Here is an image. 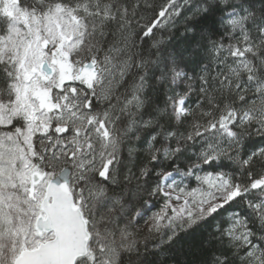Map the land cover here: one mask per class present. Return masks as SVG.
<instances>
[{
	"label": "snow or ice",
	"instance_id": "obj_1",
	"mask_svg": "<svg viewBox=\"0 0 264 264\" xmlns=\"http://www.w3.org/2000/svg\"><path fill=\"white\" fill-rule=\"evenodd\" d=\"M196 233L189 264H264V0H0V264Z\"/></svg>",
	"mask_w": 264,
	"mask_h": 264
},
{
	"label": "trees",
	"instance_id": "obj_2",
	"mask_svg": "<svg viewBox=\"0 0 264 264\" xmlns=\"http://www.w3.org/2000/svg\"><path fill=\"white\" fill-rule=\"evenodd\" d=\"M183 27V24H178L176 29L172 31L171 39L174 44L179 45L183 42ZM177 179L179 180V177H177ZM185 183H187V181H185ZM162 205V199L153 198L150 202L151 212L144 217V220H148L153 213L159 211ZM141 227H145L143 221H141ZM200 238V233H196L194 237H185V239L177 244L173 250L162 253L158 257V260L161 261V264H189V261L192 259L190 254L193 251L194 246L199 243Z\"/></svg>",
	"mask_w": 264,
	"mask_h": 264
}]
</instances>
